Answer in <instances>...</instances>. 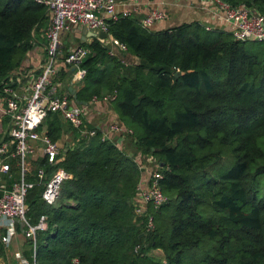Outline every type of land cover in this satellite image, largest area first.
Masks as SVG:
<instances>
[{"label":"trees","instance_id":"1","mask_svg":"<svg viewBox=\"0 0 264 264\" xmlns=\"http://www.w3.org/2000/svg\"><path fill=\"white\" fill-rule=\"evenodd\" d=\"M222 1L264 15V0ZM48 20L31 0H0V92L35 42L45 44ZM141 20L107 21L125 52L110 55L97 39L79 45L88 51L86 74L70 95L83 107L114 95L98 104L116 115L109 126L127 130L131 154L116 146L119 135L104 136L87 118L92 137L56 113L43 123L59 146L69 139L49 174L63 170L70 179L53 206L40 203L41 187L28 191L30 222L47 216L36 263L264 264V43L237 42L196 22L151 31ZM69 80L60 73L66 92ZM137 156L157 161L167 200L141 215L136 192L145 172Z\"/></svg>","mask_w":264,"mask_h":264},{"label":"built area","instance_id":"2","mask_svg":"<svg viewBox=\"0 0 264 264\" xmlns=\"http://www.w3.org/2000/svg\"><path fill=\"white\" fill-rule=\"evenodd\" d=\"M31 1L44 6L49 17L43 33L45 59L38 71L30 73V77L18 76L17 80H8L0 92V111L7 121V129L0 139V175L8 177V182L0 184V227L8 230L7 236L1 237V242L7 244L14 230L6 222L11 226L18 222L23 235L30 242V264H37V236L46 230L47 216L41 215L36 223L30 222L29 207L26 203L28 191L41 187L40 200H43V205L53 206L59 199L63 182L70 179V175L63 170L51 176L49 174L63 156L64 150L41 130L43 123L49 113H56L77 129L82 137L95 135V131H88L84 124L87 107L76 104L70 98V95H73L71 89H74L86 74L82 64L88 51L77 46L69 49L65 55L63 66L66 71H70L69 91L66 92L63 83L57 80L62 67L58 62L62 56L61 36L72 28L81 26L89 31L105 33L107 39L97 41L109 50L110 55H113L114 49L125 52L126 47L110 36L107 21L116 22L119 18L130 17L134 8L120 11L118 7L132 4H121L116 0ZM200 1L204 5H210V14L227 24L228 33L234 41L264 43V15L255 9L245 5L233 7L222 0ZM164 19L163 12L154 10L141 20V26L150 29L156 22ZM206 30L211 29L206 27ZM22 78L27 81L21 82ZM113 99L114 95L103 97L101 100L93 98L91 105L110 102ZM107 132L124 139L127 130L117 123H112ZM104 136L107 137L106 134ZM13 144L15 146L12 148ZM116 146L120 148L119 145ZM38 160H44V164L35 168L34 164ZM145 161L146 165H140L146 178L140 181L136 192L137 215H141L149 203L154 208H159L167 201L159 187L162 174L157 161L153 158H147ZM153 161L155 167L151 169ZM138 162L140 164L142 161L138 158ZM30 175L34 177L33 181L29 180ZM148 227H151L150 222Z\"/></svg>","mask_w":264,"mask_h":264},{"label":"crops","instance_id":"3","mask_svg":"<svg viewBox=\"0 0 264 264\" xmlns=\"http://www.w3.org/2000/svg\"><path fill=\"white\" fill-rule=\"evenodd\" d=\"M117 2L132 5H123L118 7V10L122 11L127 8H134L132 15L142 17V19L148 15L151 11L159 10L165 14V19L160 22H156L151 28V31H161L169 28L179 26L183 23L196 22L202 24L211 30L217 31H229L227 24H225L218 17H214L210 14L212 7L210 5H204L200 0H116ZM85 27H75L69 32L62 34L61 36V46H62V56L58 60L59 65H62L61 71L57 76V80L60 81V73L70 74V71H66L63 66V59L65 57V52L69 49L77 47L82 43L89 44L92 42V37H88V34L83 35ZM85 36V37H84ZM84 37V38H83ZM36 45L32 51L27 55L26 60L22 68L14 71L9 75L8 80H17L18 76L30 77L32 71H38L41 67L44 59V41L35 42ZM114 52H120L118 49H114ZM136 63L137 59L129 56L126 62ZM26 78H22L21 82H26ZM61 82V81H60ZM0 108H1V94H0ZM87 120L91 125L96 126L102 130L103 134L107 137L111 136V133L107 132L109 123L111 120L116 119L114 112L110 111L107 104H95L87 107ZM85 118V119H86ZM5 117L0 111V139L7 129ZM68 137L64 136L62 142L68 141ZM60 142V146L63 144ZM116 145H119V149H123L131 154V145L127 143L126 138L121 139L117 137L115 139ZM63 145L61 146V148ZM138 158V156L136 157ZM142 159V158H141ZM138 160V159H137ZM140 160V158H139ZM141 161V160H140ZM143 162V159H142ZM156 162V161H155ZM147 164V163H146ZM151 166V165H150ZM152 167V166H151ZM146 178V174L142 176V179ZM8 182V177L0 175V184ZM13 230L9 243L3 244V255L0 257V264H30L32 262V251L29 245V239L23 235L22 227L18 222H14L11 226L9 222H6ZM8 230L4 227H0V238L7 236Z\"/></svg>","mask_w":264,"mask_h":264},{"label":"water","instance_id":"4","mask_svg":"<svg viewBox=\"0 0 264 264\" xmlns=\"http://www.w3.org/2000/svg\"><path fill=\"white\" fill-rule=\"evenodd\" d=\"M83 33H84L83 35L88 34V37H92V38H95V39H98V40L99 39L100 40H106L107 39V35L105 33H103V32H93V31H89L87 28H84V32ZM71 93L72 94L74 93V89H71ZM14 146H15V144L12 145V148ZM40 203L44 204L43 200H40Z\"/></svg>","mask_w":264,"mask_h":264},{"label":"rangeland","instance_id":"5","mask_svg":"<svg viewBox=\"0 0 264 264\" xmlns=\"http://www.w3.org/2000/svg\"><path fill=\"white\" fill-rule=\"evenodd\" d=\"M127 60V59H126ZM63 143V142H62ZM62 146V145H61ZM63 148V147H62ZM151 156H146V158H150ZM146 159H143V162H140V163H142V164H144V165H146V161H145ZM152 167H151V169H153L155 166H154V161L152 162V165H151ZM153 254L155 255V256H157V257H159V258H162V253L160 252V251H154L153 252Z\"/></svg>","mask_w":264,"mask_h":264}]
</instances>
